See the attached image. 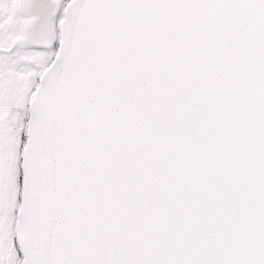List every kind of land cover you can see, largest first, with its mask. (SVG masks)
Listing matches in <instances>:
<instances>
[{
    "label": "snow or ice",
    "instance_id": "6c2138e0",
    "mask_svg": "<svg viewBox=\"0 0 264 264\" xmlns=\"http://www.w3.org/2000/svg\"><path fill=\"white\" fill-rule=\"evenodd\" d=\"M0 264H264V0H0Z\"/></svg>",
    "mask_w": 264,
    "mask_h": 264
}]
</instances>
